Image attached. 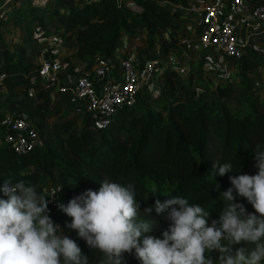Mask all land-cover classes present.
<instances>
[{"label": "trees", "instance_id": "16d2710c", "mask_svg": "<svg viewBox=\"0 0 264 264\" xmlns=\"http://www.w3.org/2000/svg\"><path fill=\"white\" fill-rule=\"evenodd\" d=\"M131 1L140 7L139 12L130 11L117 0H86L69 14L65 26L76 32V58L109 57L125 35L136 38V30L145 35L147 48L144 52L153 48V36L156 34L159 53L163 54L186 40L184 32H170L168 28L175 19L187 16L186 10L193 4L190 0ZM45 2L0 0L2 70L5 73L4 84L9 90L28 81L24 78L17 81L14 76L23 74L34 64L13 58L3 39L4 19L1 13L6 3L14 4L10 18L14 24L26 20L25 31L30 37L40 11L49 6V1ZM44 4L47 6L43 7ZM159 31H169L168 38ZM126 56L128 54L124 53L123 57ZM136 58L139 63L144 60L140 49ZM231 62L237 65L239 82L245 90V97L238 104L232 102L234 86L229 80L218 81L210 96L196 99L179 87L177 70L167 69L163 74L162 90L166 101L156 109L143 103L138 109H119L106 129L96 130L98 137L90 146L85 139L89 120L79 126L77 119L71 117L53 123L50 133L31 151L15 154L7 144H0V186L10 178L13 183L21 180L31 183L36 191L60 188L58 196L61 203L67 205L87 189L98 190L105 180L123 185L132 183L140 203L141 219L145 216L155 218L156 231L146 235L163 239L162 233L169 228L166 213L158 215L154 208L150 215L144 213V209L152 207L156 199L163 202L172 197L186 198L190 205H200L209 211L207 220L211 225V221L218 220L224 206L229 203L220 195L232 186L229 177L256 174L258 168L254 166V152L264 150V99L252 92L251 81L253 71L263 68L264 61L256 53L245 51L242 60ZM42 94L40 91L38 96ZM11 98L10 93L6 101L0 102V116L13 108L19 111L25 108L28 116H34L36 109L29 107L27 100ZM217 162L221 165L231 163L233 171L216 175L217 169L212 166ZM159 181L167 189L157 190L155 185ZM217 183L219 191L216 190ZM153 187L156 195H153ZM233 195L234 203H242L249 213H255L251 203L237 195L235 189ZM0 198L7 199L2 192ZM49 216L61 226L63 235L77 242L89 264H104L105 257L99 250L90 249L76 230L66 227L71 223L70 216L60 209L56 212L50 210ZM241 247L250 252L254 245L245 242L232 245L235 251ZM207 255L211 256L214 264H220L218 250ZM121 264L142 262L133 249L132 253L122 254Z\"/></svg>", "mask_w": 264, "mask_h": 264}, {"label": "clouds", "instance_id": "9594fccd", "mask_svg": "<svg viewBox=\"0 0 264 264\" xmlns=\"http://www.w3.org/2000/svg\"><path fill=\"white\" fill-rule=\"evenodd\" d=\"M254 175L230 176L231 187L220 192L227 201L219 219L211 225L209 211L190 205L183 197L156 199L145 215L153 211L170 221L163 239L146 235L153 221L141 219L135 186L105 180L98 190L87 189L67 205L58 203L61 211L72 218L66 227L74 229L87 246L99 250L104 264H121L122 254L132 253L142 264H214L213 250L220 252V264H262L264 261V150L254 152ZM216 175L233 171L231 163H214ZM220 185L216 184L219 191ZM236 194L247 199L255 209L249 213L242 203H234ZM55 190L47 197H55ZM0 192V264H89L77 242L63 235L48 215L49 200L37 194L31 183H13L5 179ZM156 195V189H152ZM226 242V243H225ZM245 242L254 245L234 253L232 245Z\"/></svg>", "mask_w": 264, "mask_h": 264}, {"label": "built area", "instance_id": "2783aa9c", "mask_svg": "<svg viewBox=\"0 0 264 264\" xmlns=\"http://www.w3.org/2000/svg\"><path fill=\"white\" fill-rule=\"evenodd\" d=\"M117 1L124 3V0ZM134 7L140 10L135 4ZM186 13L192 21L200 23L198 36L186 38L180 48L164 55L148 57L142 63L133 54L118 60L112 55L96 56L92 68L74 70L72 74H66L59 61L46 60L16 76L28 81L42 78L43 91L64 95L72 102L75 114L89 120L93 129L104 130L119 109L136 107L141 91L157 83L164 71L171 69L180 59L185 65L176 70L182 76L191 61L195 42L202 52L240 61L245 47L264 37V0L206 1L192 4ZM104 77L107 80L99 81ZM4 79L5 73L0 66V82ZM42 139L36 123L17 108L6 110L0 116V144H7L15 154L33 150ZM55 190L49 187L45 192L48 208L54 212L60 209L58 193L54 198L47 196Z\"/></svg>", "mask_w": 264, "mask_h": 264}, {"label": "rangeland", "instance_id": "374dc122", "mask_svg": "<svg viewBox=\"0 0 264 264\" xmlns=\"http://www.w3.org/2000/svg\"><path fill=\"white\" fill-rule=\"evenodd\" d=\"M9 0H6L8 2ZM30 0H18V3L28 2ZM48 2V8L40 11L39 17L36 19L32 35L27 36L25 31L26 20L17 24L12 23V20L8 17L13 5L5 4V10L2 15L4 18V42L12 55L20 60H31L33 64H39V62L48 58V56H54L55 51L60 48L70 49L73 42L72 32L66 28L65 23L69 14L82 5L86 0H42ZM208 0H204L205 3ZM40 2V1H39ZM45 2V3H46ZM196 3H201L199 0H194ZM134 4V3H133ZM46 4L43 5L45 7ZM46 5V6H47ZM8 15V16H6ZM197 29H195V34ZM198 36V35H197ZM137 45L134 55L137 50L142 51V57H152L157 52V44H154L152 50L144 52L147 48V42L143 34H140V39L134 41ZM257 48V47H256ZM256 50V49H255ZM2 45H0V63L2 64ZM255 52H258V48ZM262 57L264 54L259 53ZM223 58V57H222ZM216 54H210L208 52H202L196 46H194L191 52V61L185 69L183 74V80L181 81V89L189 92L196 99L208 97L214 91L215 84L220 82L231 81L234 86L233 104H238L245 97V90L239 82L237 74V65L229 61L225 63V59H222ZM175 67V65H173ZM172 67V68H173ZM185 77V79H184ZM252 92L264 99V67L257 68L253 71ZM146 88V87H145ZM163 90V77L158 79L157 83L144 89L139 95V101L135 109L139 108L140 103H143L146 107L156 109L160 107L165 101L166 97L162 92ZM17 93L20 90L16 91ZM56 117V116H55ZM51 121H55L53 118ZM80 129V127H79ZM98 132L95 129L87 128L85 139L88 146L96 142ZM155 187L157 190L162 191L167 189L165 184L159 181ZM46 190L40 189L38 195L45 196ZM50 214V209L48 215ZM153 221L152 232L156 231L155 218L152 216H145L144 220ZM60 226V225H59ZM60 229L62 230L61 226ZM234 248V247H233ZM233 253L235 249H233Z\"/></svg>", "mask_w": 264, "mask_h": 264}, {"label": "crops", "instance_id": "0c3cea01", "mask_svg": "<svg viewBox=\"0 0 264 264\" xmlns=\"http://www.w3.org/2000/svg\"><path fill=\"white\" fill-rule=\"evenodd\" d=\"M199 1H201V3L204 2V0H199ZM190 2L195 4L194 0H190ZM123 5L127 9H129L130 11L139 12L136 9V7H134V4H133V2L131 0H124ZM3 11H2V13H3ZM2 13H1V15H2ZM6 16H8V15H6ZM8 17L10 18V14H9ZM182 18L183 19H181V18L175 19L174 22L171 24V26L168 28V30L170 32L171 31L184 32L185 35L187 36V38L188 37L196 38L198 34H195V29H197L196 33H198L199 28H200V23H198L197 21H192V20L188 21V19H187V18H189L188 16H183ZM12 23H13V21H12ZM13 25H14V23H13ZM3 29H4V26H3ZM69 30L72 32V37H73V42H72L71 48L70 49L60 48V49L55 51V55L54 56H50L49 55L48 58L43 60V61H46V60L59 61L62 64L63 71H65L66 74H72L74 72V70H78V69L79 70L80 69L81 70H89L90 68H92L94 66V59L92 58L90 60H86V59L79 60L78 58L75 57L74 54H75V52L77 51V48H78V43L76 42V39H75V37H76L75 33L76 32H75L74 29H69ZM159 32H161V31H159ZM168 32L167 31H163V32H161V35L164 36V38H168ZM140 34H143V37H145L144 33H141V31H138V30L135 31L136 38H130L128 35H125L119 41L115 52L112 54V57L115 58V60H118L121 57H123L124 53H127L128 55L129 54H133L134 55L135 50L138 48L134 41H137V40L140 39ZM3 36H4V34H3ZM153 39H154V44H157V34L153 36ZM182 44H180L179 46H177L174 49L167 50L166 53H168L169 51H172V50H177V48H180L182 46ZM157 46H158L157 49H156L157 52H156L155 55H158V54L164 55V54H166V53H164V54L163 53H159L160 46L159 45H157ZM194 46H196V48H197V43L196 42H195ZM256 47L258 48V52H255L257 50ZM245 51L256 53L264 61V57H262L259 54V53H262V55L264 54V37H262L260 39H257V40L255 39V40L251 41L248 44V46L245 47ZM219 57L222 58L223 56H219ZM13 58H15V57L13 56ZM15 59H17V58H15ZM65 59H68V60H65ZM144 59H146V58H144ZM222 59H224V57ZM43 61H41V62H43ZM26 62H30L31 63V60H26ZM228 62H229V60L225 59V63H228ZM174 65H175V67H173V69H177V68H180V67L184 66L185 64L180 59L177 63H174ZM0 66H3V64L0 63ZM259 68H262V67H259ZM14 77H15V79L17 81L21 80L16 75ZM182 77H183V75L179 76V87H181V81L183 80ZM184 79H185V77H184ZM105 80H107V77H104V78H102L99 81L102 82V81H105ZM42 83H43V79L42 78H37V79H35L33 81H27L25 83H20L18 86L14 87L12 90H9L5 86L4 81L0 82V102L6 101L7 100L6 96L8 94H10V93L12 94V98L11 99L14 98L15 100H18V101L24 100V99L27 100V102L29 104V107L30 106L34 107L36 109V113L34 114L33 117H30V116L27 115V112H26L25 108H22V110H20V112L25 117L33 120L36 123L37 128H39V133H40L41 138L47 136L50 133V126L53 123L60 122L65 117H69V118L71 117V118L77 119V122H78L79 126L82 125L86 121L85 118H83L82 116H78L77 114H75L72 111V108H71L72 102L67 97H65L64 95H61V94H57L56 92L43 91L41 89ZM151 85L146 86L145 89L147 90V88L151 87ZM17 90H20V92L17 93L16 92ZM40 91H42L43 94H42V96L39 97L38 95H39ZM53 118H55V121H51ZM42 123H44L43 126H41ZM87 128H92V127L89 124ZM39 192H40V190L37 191V194Z\"/></svg>", "mask_w": 264, "mask_h": 264}]
</instances>
